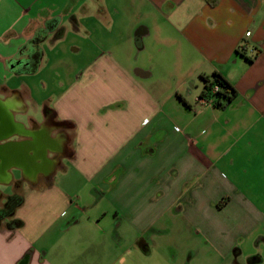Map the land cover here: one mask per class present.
<instances>
[{
  "label": "crops",
  "instance_id": "1",
  "mask_svg": "<svg viewBox=\"0 0 264 264\" xmlns=\"http://www.w3.org/2000/svg\"><path fill=\"white\" fill-rule=\"evenodd\" d=\"M12 195L0 264L262 261L264 0H0Z\"/></svg>",
  "mask_w": 264,
  "mask_h": 264
},
{
  "label": "trees",
  "instance_id": "2",
  "mask_svg": "<svg viewBox=\"0 0 264 264\" xmlns=\"http://www.w3.org/2000/svg\"><path fill=\"white\" fill-rule=\"evenodd\" d=\"M205 1L211 6L216 3V0ZM200 78L202 81L200 98H212L213 107L223 109L236 96L234 88L220 74L214 73L211 77L201 76ZM215 86L218 87L217 91H214ZM21 203L22 198L16 195H12L6 200L4 206L0 208V226L4 221H7L6 228L8 229L21 227V221L11 219L14 211L21 205ZM260 261L261 259L258 256H253L248 262L249 264H258Z\"/></svg>",
  "mask_w": 264,
  "mask_h": 264
},
{
  "label": "built area",
  "instance_id": "3",
  "mask_svg": "<svg viewBox=\"0 0 264 264\" xmlns=\"http://www.w3.org/2000/svg\"><path fill=\"white\" fill-rule=\"evenodd\" d=\"M249 32H247L246 33V36H249ZM218 90V87L217 86H215L214 87V91H217ZM199 101L200 102H202V103H204V104H210V105H212V102H213V99L212 98H209V99H203V98H200L199 97Z\"/></svg>",
  "mask_w": 264,
  "mask_h": 264
},
{
  "label": "rangeland",
  "instance_id": "4",
  "mask_svg": "<svg viewBox=\"0 0 264 264\" xmlns=\"http://www.w3.org/2000/svg\"><path fill=\"white\" fill-rule=\"evenodd\" d=\"M68 40H69V38H68ZM69 44H70V42H69ZM47 48H48V46H45L44 49L47 50ZM47 53H49V51H47ZM260 251H261V253H259V254L261 255V258H262V261L260 264H264V247L263 246L260 248Z\"/></svg>",
  "mask_w": 264,
  "mask_h": 264
}]
</instances>
